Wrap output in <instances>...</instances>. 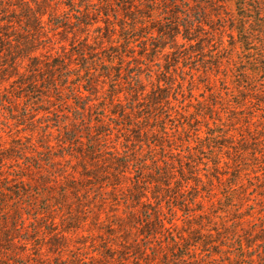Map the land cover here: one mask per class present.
Returning <instances> with one entry per match:
<instances>
[{
    "label": "trees",
    "instance_id": "obj_1",
    "mask_svg": "<svg viewBox=\"0 0 264 264\" xmlns=\"http://www.w3.org/2000/svg\"><path fill=\"white\" fill-rule=\"evenodd\" d=\"M80 1H85V3L81 7L82 16L75 28L71 18L65 17L67 14L62 13L60 15L56 13L57 11L52 10L58 4L56 0H0V99L3 105L5 102L7 103L9 98L14 100V103H10L11 113H14L16 105L24 99H27L30 105L34 106L44 104V101H47L45 99H53L52 94L56 97L54 100H59L62 97L60 90L62 88L66 89L67 82L74 79V77L77 80H75L76 83H73V94L78 97L79 95L84 96L81 89L86 88L91 97L96 98L101 92L93 94L95 84L91 82V79L85 80V78H90L93 67L98 64L107 68L104 77L109 80L111 87L106 91L105 96L108 97L107 103H109L110 109L113 108L111 113H114V117L121 118L117 121L123 126L121 128L122 132L125 130L124 141L126 144H135L136 146L139 144L140 147H145L147 152L142 151L139 154L136 148L129 149L125 147V151L122 150L121 154L120 150L115 147L114 153L107 158L100 145L101 138L106 136L107 132L100 130L99 133L96 134L94 131L92 134V131H90L89 135L91 138L93 137V140H89V142L92 141L91 144L86 145L87 147L82 144L83 147L76 151L75 156L69 155V157H75L76 168L71 167L70 169H74L73 173L75 172L77 177L68 180L65 171L61 176H58L62 180H67L62 185L65 187L60 193L63 200L58 205L63 206L73 196V199L79 204V208H77L80 210L79 217L90 216L92 210L86 205L89 200L84 196L91 189L89 185L93 189L103 187L111 189L109 200L106 198L101 199V196H99L102 207L101 210H93L94 224L101 225L107 222L109 235L115 236L117 239L121 236L125 242L132 245L131 251L138 255V260H142L147 252L146 248L144 249L140 246V243L138 244L140 238L148 244H152L162 239V236L170 235V230L176 225L174 222L177 213H188L185 209H193L192 207H196V205H204L205 199L200 197L202 193L205 194L203 177L207 179V182H212V179L218 180L220 177L227 175L222 174L220 171L228 166L220 165L217 160L214 161L212 170L209 169V176L200 174L199 166L202 160H199L198 157L203 155V152H211L217 158V149L221 152L220 147L223 145L221 148L223 150L227 146L219 142V137L215 133L203 137L201 135L202 128L197 125L195 118L191 117L188 124L189 130L184 126H179L182 120L180 118L175 119L178 115L174 110L175 106L171 94L179 86L176 72L180 69L181 63L190 61L194 54L200 55L204 50L205 43H207V38H204L206 33L198 28L208 26L212 29L210 23L212 16L216 14L223 21L224 17L218 11V3L224 2L223 0H210L213 5L209 6L208 0H195L193 6L196 8L200 20L196 23L195 30H192L193 25L184 27L174 21H171V25L162 22L157 23L154 13L159 9L158 6L162 4L161 0H68L69 4H65V6L72 8L78 5ZM171 1L168 0V13L172 17H177L178 13L172 11L171 8L173 5H178L180 0ZM261 1L235 0L237 12L233 14L234 16L227 18V21L231 24L228 29L233 34L232 39L234 41L231 45L234 49H236V45H239L243 52L251 53L250 46L254 44V34L260 33V31L263 34L264 16L262 12L260 13L263 7L257 4ZM92 4H97V12H92L93 10L90 8ZM194 7L190 8L189 11ZM256 11L259 12L255 13ZM249 13H255V17L250 18ZM95 16L98 18H93ZM102 16L105 17L104 22L100 19ZM117 17H120V19L115 21L114 19H118ZM143 21L146 23L154 22L151 32V35L154 36V43L152 44V52L147 57L151 63L164 58L166 67L161 68L159 78L153 82L154 84H152L150 90H146L143 86L135 87L139 85L134 84V81L138 80L137 76H131V79L125 83L128 87L122 90L119 87L123 85L121 84L123 69L117 66H122L128 59L126 55L130 48V45H128L131 39L130 33L142 29L146 25ZM101 23L104 28H102ZM94 25H99L96 27L103 29L105 33L101 32L102 37L94 38V41H91L92 43L89 37L82 40L77 55L79 63L74 68L77 70L72 69L71 59L66 58V56L54 55L52 52L43 54L44 49H47L42 48L44 38L48 34L46 32L47 28L63 29L65 34H74L75 38L78 35L77 38H79L84 33L82 29H91ZM256 25L259 30L252 28ZM216 29L217 26L214 25V30ZM87 31L89 32V30ZM84 34L86 35V32ZM105 44L109 46H105ZM186 46L193 50L190 51V54L187 53ZM260 55L257 54V56ZM252 63L264 72V62H258L255 59ZM256 70L255 68L252 71ZM73 71H75V76H72ZM245 73L249 74L248 71ZM135 78L136 80H134ZM7 87L10 88L11 92L7 93ZM240 93L243 94L244 92ZM244 97L241 96V100L248 101ZM130 98L132 100L129 101ZM123 99L129 102L123 104ZM87 107L88 104H84L79 110L84 111ZM106 110H108V107L102 108L103 112ZM99 119V121L104 120L102 117ZM171 120L175 121L174 126H171ZM117 121L115 123L118 126ZM99 123L102 125L104 122ZM99 125H91V129L94 130L96 126L100 127ZM182 132H186L189 136L191 134V138L187 136L188 139L197 143L196 146L199 147V150L191 145L186 147L188 151L193 148L191 155L197 157L189 158L187 163L177 158L168 157L169 154H176L179 145L183 146L185 143V140L182 139ZM109 133H111L110 129ZM178 133L179 136L177 137L176 134ZM18 145L7 149L0 136V170L15 164L21 160V157L25 159L26 148H24V144L20 143ZM148 154L149 156H147ZM242 154V150L235 153L237 159L241 158ZM59 157L65 159L66 156ZM7 163L10 165H6ZM161 164H164L165 167H162ZM29 166H31L30 163ZM40 168L41 166H38L35 169L39 172L41 171ZM239 169L240 167L236 164L234 170L229 172L231 178L224 185L226 207L228 205L231 207L238 197H244L248 188L262 191L260 204L264 206V183L256 180L258 183L247 186L244 183V171ZM28 172L32 171L29 170ZM131 174H133V177H131ZM2 178L3 176L0 175V182ZM21 179L22 177H17V181L20 182ZM220 181L222 182V180ZM40 184L36 182L33 185L38 188ZM44 185L50 184L44 182ZM189 186L191 191L188 192L187 187ZM183 192L191 193L192 200L184 198ZM119 193H122L125 197L124 205H126V201L128 205L124 208V214L119 213L121 206ZM12 194L16 203H22L24 198L36 196L44 198L48 196L51 199L47 201L45 207H52L50 203L53 200L52 194L45 196L46 193L43 194L40 189H34L32 192L19 190ZM171 199L177 200L176 203L183 202L171 205ZM241 202L243 201L241 200ZM3 203L1 206L3 209L10 205L8 201ZM108 203L112 204L111 209L113 212L109 211V216L105 214L106 221H103L101 213H105L103 207ZM166 205H170L169 209L176 212L172 215V219H167L163 212ZM27 207L30 210L36 209L37 211L35 205L29 204ZM115 208L116 210H114ZM72 211V208L67 207L65 214ZM223 213L226 214V210L222 211L219 208L208 213L201 212V214H197V220L219 219L220 214L222 216ZM253 215L248 217H253ZM194 220L196 218L188 216L187 230H181V233L175 237L172 236L173 244L168 245L177 252L175 263L210 264L209 258H223L225 260L223 264H248V262L249 264H264V224L260 228L257 227V229L242 227L240 225L245 224L247 219L240 217L235 221L236 226L232 228L225 226L226 221L232 222V220L223 218L224 224L217 226L213 236L206 237L202 235L205 231L202 227L206 226L204 222L193 224ZM211 225L213 226V224ZM78 229L80 228H75L74 231ZM4 236L6 237L5 242L9 243V240H7V238L10 239L9 233ZM232 238L237 240L232 241ZM237 241L239 244L236 243ZM227 242L235 246V249L239 251L238 255H233L230 249L226 247ZM57 247V245H54L53 251ZM159 247L161 250L164 249L161 246ZM260 247H263V249H259ZM238 248L241 249V252ZM257 249L261 252L253 254ZM4 250L6 249L1 248V251ZM6 252L10 251H4L3 254ZM165 253V261L167 264H172L171 260L168 259L169 253L167 251ZM205 258L208 259V263H205ZM144 264H150V261Z\"/></svg>",
    "mask_w": 264,
    "mask_h": 264
},
{
    "label": "rangeland",
    "instance_id": "obj_2",
    "mask_svg": "<svg viewBox=\"0 0 264 264\" xmlns=\"http://www.w3.org/2000/svg\"><path fill=\"white\" fill-rule=\"evenodd\" d=\"M161 1L162 4L158 6L159 9L154 13L157 23L162 22L171 25L174 21L184 27L193 25L192 30H195L196 23L200 20L196 8L193 6L195 0H180L178 5H173L171 10L178 13L177 17H172L168 13V0ZM56 2L58 4L52 10L57 11L56 13L60 15L62 13L67 14L65 17L71 18V22L76 28L77 22L82 16L81 7L84 6L85 1H80L78 5L72 8L65 6V4H69L68 0H56ZM171 2H174V0ZM223 2L218 3V11L224 17V20H220L216 14L212 16L213 21L211 20L210 23L212 29L208 26L198 28L206 33L204 38H207V43H205L204 50L200 55L194 54L190 61L181 63L180 69L176 72L179 86L171 93L173 105L175 106L174 110L178 115L175 119L180 118L182 120L179 126H184L189 130V121L191 117L195 118L197 125L202 128L201 135L203 137L215 133L219 137V142L227 146L223 150L221 149L223 145L219 146L221 152L217 149V158L211 152H203V155L198 157L199 160H202L199 166L202 176H209L208 171L210 168L212 170L215 160L219 161L220 165L228 166L220 171L222 174H227L225 177H220L218 180L212 179V182H207V179L203 177L205 194L202 193L200 197L205 199L204 205H196V207H192L193 209H185L188 213H177L174 222L176 225L169 232L171 234L165 237L162 236V239L157 242L148 244L140 238L138 244L140 243V246L146 248L147 252L142 260H138V255L131 251L132 245L125 242L121 236L117 239L114 235V237L109 235L107 222L101 225L94 224L93 210H101L102 207L99 196H101V199L106 198L109 200L111 189L107 187L93 189L89 185L91 189L84 195L89 200L86 205L92 210L91 215H88L89 217H79L80 210L77 209L79 204L73 199V196L63 206L58 205L63 200L60 193L65 187L62 185L67 182V180H62L58 176H61L65 171L68 176L66 179L73 180L77 177V174L73 173L76 168L75 157L72 158L69 155L75 156L76 151L83 147L82 144L85 146L91 144L92 141L89 142V140H93V137L91 138L89 135L90 131H92V134L94 131L97 134L100 130L107 132V135L101 138L100 143L107 158L114 153L115 147L120 150V153L122 150L125 151V147L129 149L136 148L139 154L142 151L147 152L146 148L140 147L139 144L136 146L135 144H126L124 141L125 130L122 132L121 128L123 126L117 121L121 118L114 117V113H111L113 108L110 109L109 103H107L108 97L105 96L106 91L111 87L109 80L104 77L107 68L98 64L93 67L90 78H85V80L91 79V82L95 84L93 94L101 92L96 98L91 97L86 88L81 89L84 96L78 94V97L73 94V83H76L75 80H77L74 77V79L67 82L66 89L62 88L60 90L62 97L59 100H54L56 97L52 94L53 99H45L47 101H44V104L34 106L30 105L27 99H24L16 105L14 113H11L10 103H14V100L9 98L7 103L5 102L3 105L0 99L1 141L7 149L13 146L17 147L20 143L24 144V148H26L25 159L21 157V160L15 164L10 165L7 163L6 165L10 166L0 170V175L3 176L0 182V239H2L0 242V264H144L149 261L150 264H167L164 259L166 258V251L169 253L168 259L174 264L177 252L168 245L173 244L172 236L175 237L181 233V230H187L188 216L196 218L193 224L204 222L206 226L202 227L205 230L202 235L206 237L213 236L217 226L224 224L223 218L232 220V222L226 221L225 224V226L232 228L236 226L235 221L240 217L247 219L245 224L240 225L242 227L253 229L262 227L264 224V206L260 204L262 191L252 190V188L245 189L246 194L244 197H238L231 207L229 205L226 207V191L223 190L225 189V183L231 178L229 172L234 170L236 164L240 167L239 170L244 171V183L247 186L257 181L264 183V72L252 63L255 59L258 62H264V31L263 34H261V31L254 34V44L250 46L251 53L243 52L239 45H236V49H234L231 45L234 41L232 39L233 34L228 29L231 24L227 21V18L234 16L233 14L237 12L235 0H223ZM257 4L263 7L260 13L262 12L264 16V0L260 3L257 2ZM208 5H213L210 0H208ZM253 5L255 6V4ZM192 7L194 8L189 11ZM90 8L93 10L92 12L98 11L97 4H92ZM255 13H249L248 16L254 18ZM117 18L114 20L118 21L120 19V17ZM100 19L104 22L105 17L102 16ZM153 23H146L142 29L130 33L131 39L128 44L130 48L126 55L128 59L122 66H117L123 69L121 83L123 85L119 87L122 90L128 87L125 83L131 79V76L138 77L134 84L139 85L135 87L143 86L146 90H150L152 84H154L153 82L159 78L161 68L166 67L164 58L151 63L147 57L152 52V44L154 43V36L151 35ZM214 25L217 26L216 30H214ZM96 26L99 25H94L91 29H82L84 33L86 32V35L82 33L79 38H77L78 35L75 38L74 34H65L63 29L47 28L46 32L48 34L42 44V48L47 49H44L43 54L52 52L54 55L66 56V58L71 59L72 69L77 70L74 68L79 63L77 55L82 40L89 37L90 42H93L94 38L102 37L101 32L105 33L103 29L101 30ZM101 26L104 28L102 23ZM222 26L224 27L219 28ZM252 28L259 30L257 25ZM185 49H188L187 53L189 54L190 51H193L188 46ZM257 54L261 55L257 56ZM255 68L257 70L252 71ZM246 71L249 74L245 73ZM75 75V71H73L72 76ZM6 89L7 93L11 92L10 88L7 87ZM239 92H244L240 94L245 96L244 98L248 101H242ZM129 101L124 100L123 104ZM84 104H88V107L84 111H80V107H83ZM103 107H108V110L103 112ZM127 107L129 108V106ZM190 114L191 116H189ZM101 117L104 120L99 121ZM116 121L119 124L118 126L115 123ZM99 122L104 123L101 125ZM174 123L175 121L171 120V126H174ZM94 124H100V127L96 126L92 130L91 125ZM109 129L111 133H109ZM176 135L178 137L179 133ZM187 136L189 135L186 132H182V139L185 140V143L183 146L179 145L176 154H169V158H177L186 163L189 158H197L191 155L193 148L189 151L186 148L189 145L197 147V143L188 139ZM190 136L192 135L190 134ZM190 136L189 138H191ZM196 150H199V147ZM238 150H242L243 154L241 158L237 159L235 153ZM59 156H63L65 159H61ZM29 163L31 166H29ZM38 166H41L39 172L35 169ZM161 166L165 167L164 164H161ZM71 167H74V169H70ZM29 170L32 172H28ZM17 177H22V181H17ZM131 177H133V174H131ZM36 182L41 183L38 188L33 185ZM44 182L50 185L45 186ZM93 183L95 182L93 181ZM34 189H40L43 194L46 193L45 196L52 194L51 208L45 207L47 201L51 199L48 196L44 197L45 199L39 196L24 198L22 203H16L15 197L13 194L11 195V193L19 190L32 192ZM187 190L188 192L191 191L190 186L187 187ZM188 192H183L184 198L192 200V194ZM118 195H120L119 200H121L119 213L124 214V208L128 206L127 201L124 205L125 197L122 193ZM2 200L3 202L8 201L10 204L6 209L4 207L5 210L1 207L4 204ZM170 202L172 205L174 203L181 204L183 201L176 203L177 200L171 199ZM29 204L35 205L37 211L36 209L30 210L27 207ZM111 205L108 203L103 207L105 208V213H101L103 221H106V215L109 216V213L113 212ZM67 207L72 208L73 211L65 214ZM169 208L170 205H166L163 212L167 219H172V215L176 212L171 211ZM218 208L222 211L226 210L227 213H223L222 216L220 214L219 219L197 220V214H201V212L208 213ZM49 209L51 210L48 211ZM249 215H253V217H248ZM75 228L80 229L74 231ZM6 233H9L10 236V239L7 238L9 243L5 242L6 237L4 235ZM236 243L239 244L238 241ZM226 244L233 255H238L239 251L235 249L232 243L227 242ZM54 245L58 247L53 251ZM159 246L164 249L161 250ZM1 248L10 252L3 254L4 251H1ZM238 249L241 252V249ZM259 249H263V247ZM259 249L253 254L261 252ZM209 260L210 264H223L225 262L223 258H209ZM205 263H208V259L205 260ZM190 264L196 263L191 262Z\"/></svg>",
    "mask_w": 264,
    "mask_h": 264
}]
</instances>
